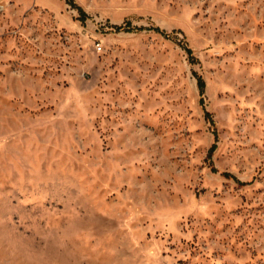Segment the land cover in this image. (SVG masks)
<instances>
[{"label": "rangeland", "instance_id": "1", "mask_svg": "<svg viewBox=\"0 0 264 264\" xmlns=\"http://www.w3.org/2000/svg\"><path fill=\"white\" fill-rule=\"evenodd\" d=\"M74 1L0 0V264H264V0Z\"/></svg>", "mask_w": 264, "mask_h": 264}, {"label": "trees", "instance_id": "2", "mask_svg": "<svg viewBox=\"0 0 264 264\" xmlns=\"http://www.w3.org/2000/svg\"><path fill=\"white\" fill-rule=\"evenodd\" d=\"M67 2H68L69 5L73 6L75 9H77L81 13L83 20H86L88 18L87 13L81 7H79L75 3L74 0H67ZM130 26L131 25L128 24L126 27H115V29L117 31H129V30H131V27ZM156 31L159 32V33H161L166 38H171L170 35H168L164 31H161L160 29H156ZM187 52L191 56V51H189L187 49ZM198 85H199L200 94L203 97L204 94H205V92H206V82H205V80L202 77H198ZM202 103H203V101H202ZM206 116H207V118L211 119V114L208 111H206ZM227 177H231V176L227 175Z\"/></svg>", "mask_w": 264, "mask_h": 264}, {"label": "crops", "instance_id": "3", "mask_svg": "<svg viewBox=\"0 0 264 264\" xmlns=\"http://www.w3.org/2000/svg\"><path fill=\"white\" fill-rule=\"evenodd\" d=\"M44 2V0H42Z\"/></svg>", "mask_w": 264, "mask_h": 264}, {"label": "built area", "instance_id": "4", "mask_svg": "<svg viewBox=\"0 0 264 264\" xmlns=\"http://www.w3.org/2000/svg\"><path fill=\"white\" fill-rule=\"evenodd\" d=\"M100 48V47H99Z\"/></svg>", "mask_w": 264, "mask_h": 264}]
</instances>
